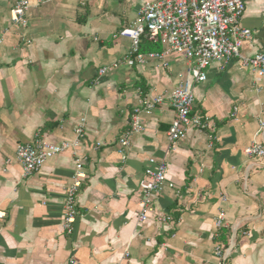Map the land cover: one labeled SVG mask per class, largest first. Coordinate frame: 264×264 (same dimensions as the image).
Listing matches in <instances>:
<instances>
[{
  "label": "crops",
  "instance_id": "crops-1",
  "mask_svg": "<svg viewBox=\"0 0 264 264\" xmlns=\"http://www.w3.org/2000/svg\"><path fill=\"white\" fill-rule=\"evenodd\" d=\"M152 1L30 0L22 28L10 20L15 0H0V264H219L215 248L233 235L227 264H264V157L244 153L254 141L264 145V77L257 82L239 59L225 68L213 62L193 88L194 109L210 128L171 144L176 113L165 101L141 114L143 131L120 152L132 110L168 96L194 66L174 54L168 67L140 65L130 41L117 36ZM241 25L252 33L241 54H264V0H245ZM82 119L76 154H58L22 177L19 145L72 141ZM151 158L166 162L173 187L153 196L141 222L139 183ZM76 159H84L87 179L68 235L64 204ZM220 213L225 224L217 230ZM160 216L170 220L159 223Z\"/></svg>",
  "mask_w": 264,
  "mask_h": 264
},
{
  "label": "built area",
  "instance_id": "built-area-1",
  "mask_svg": "<svg viewBox=\"0 0 264 264\" xmlns=\"http://www.w3.org/2000/svg\"><path fill=\"white\" fill-rule=\"evenodd\" d=\"M93 0H81L85 6ZM31 8L30 0H15L10 9L12 24L25 28L27 17ZM245 11V0H156L145 3L138 12V19L132 27L118 31L119 38L130 41L134 62L144 65L150 62H159L161 66L168 67L167 56L180 55L188 62H194V66L188 70L185 80L176 85L168 96H157L152 99H144L132 110L127 130L122 134L119 145L120 152L129 149L132 138L144 129L141 114L151 113L168 101L174 109L176 117L167 132V139L171 144L179 141L185 134L196 129L203 131L210 128L208 118L195 111L194 85L207 79V70L213 62L225 68L233 59H239L241 63L249 67L255 75V80L260 82L264 77V54L257 53L247 58L241 54V48L245 41L251 38V31L241 25V18ZM149 42L160 44L164 47L161 53L140 54L139 46L142 38ZM107 73V68L99 70V76ZM237 109H234L233 117ZM84 119L75 127L76 138L72 141L63 140L59 143L47 144L36 138L30 144L19 145L16 148V160L22 168V177L39 172L43 165L54 156L71 151L76 154L79 140L84 135ZM258 135L264 137V116L258 120ZM125 153V152H124ZM244 153L249 157L263 158L264 145L254 141L245 148ZM84 159H76L72 184L66 191L64 204L63 225L65 232L70 235L73 232L77 219V192L82 186L87 174L84 171ZM150 167L145 169L144 178L139 183L143 200L139 221L145 222L151 212L152 198L159 193L167 183V166L164 160H149ZM159 223L170 220V217H159ZM225 224L224 214L220 213L214 222V227L221 230ZM234 235L230 237V244L224 246L218 244L215 255L219 264H227L234 244ZM129 255L125 250L123 258Z\"/></svg>",
  "mask_w": 264,
  "mask_h": 264
},
{
  "label": "trees",
  "instance_id": "trees-1",
  "mask_svg": "<svg viewBox=\"0 0 264 264\" xmlns=\"http://www.w3.org/2000/svg\"><path fill=\"white\" fill-rule=\"evenodd\" d=\"M162 51H163L162 45L151 43V42L148 41V39L146 37L142 38V42H141V44L139 46V53L140 54L161 53ZM139 87L143 90V85H139ZM225 235L226 234H224V240H226V236Z\"/></svg>",
  "mask_w": 264,
  "mask_h": 264
}]
</instances>
